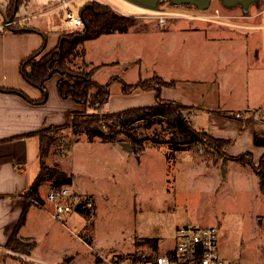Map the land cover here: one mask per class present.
I'll return each instance as SVG.
<instances>
[{
    "label": "rangeland",
    "instance_id": "obj_1",
    "mask_svg": "<svg viewBox=\"0 0 264 264\" xmlns=\"http://www.w3.org/2000/svg\"><path fill=\"white\" fill-rule=\"evenodd\" d=\"M87 1L72 0L70 8L78 14ZM98 1L130 16L153 13L130 0ZM57 4L29 0L22 11L35 16L31 22L44 21L54 32L81 30L67 23ZM7 6V0H0V9ZM213 7H220L223 14L247 16L239 5L226 7L213 0ZM45 8L57 10L36 16ZM157 8L175 14L199 12L195 6L168 1ZM260 10L251 17H174L165 24L138 18L127 32L88 39L84 53L79 52L70 65L76 71L99 66L92 78L101 84L116 76L127 83L155 74L174 79L177 85L163 88L161 97L187 103L183 104L187 123L208 129L207 111L204 114L202 108H222L228 116L238 108H264V0L251 4L248 14ZM156 95V90L142 88L126 94L120 81H112L109 101L99 111L155 104ZM56 129L46 163L72 167L79 186L95 197V209L73 211L60 220L43 209L34 252L27 255L7 248L0 254V264H99L101 255L116 258L136 251L156 255L175 245L182 224L215 225L224 257L234 264H264V183L249 163L226 159L198 140L182 120L162 115L127 127L144 146L138 154L120 141H91L84 134L75 139L71 130ZM120 136L130 142L126 134ZM66 141L70 149L63 157ZM48 189L42 191L45 198ZM149 237L158 239L157 249L146 242Z\"/></svg>",
    "mask_w": 264,
    "mask_h": 264
},
{
    "label": "crops",
    "instance_id": "obj_2",
    "mask_svg": "<svg viewBox=\"0 0 264 264\" xmlns=\"http://www.w3.org/2000/svg\"><path fill=\"white\" fill-rule=\"evenodd\" d=\"M26 3V6L29 5V0ZM23 6L18 12L19 18L14 20V23L20 25L21 29L24 28L23 25H28L35 30L17 31L6 29L0 31V85L22 91L29 97L27 98L16 91L0 90V254H4L5 251L9 250L7 249V243L15 231L17 237L36 239L35 235L41 231L40 227L43 225L42 210L48 208L46 206L47 200L42 196V191L52 185L51 180L44 179L35 192L36 197H32L28 193L41 169L40 138L36 134L21 138L12 137L43 128L65 125L72 118L74 112L84 111L85 109L82 104L77 103L73 98H63L60 95L58 89L60 74H54L46 82L49 92L48 100L45 102L33 101L41 99L43 90L30 84L22 76L20 71L21 62L41 48L42 52L38 56L54 48L63 32L52 31L51 25L48 26L44 21L31 22L35 16L22 11ZM56 8L63 12V8L59 4L56 5ZM57 9L45 8L35 15L52 14ZM261 11L254 15H249L248 12L244 13L247 16L226 12V16L222 18L251 17L258 15ZM2 19H5V17L0 11V20ZM45 45L46 48H43ZM172 102L177 103V101ZM248 108L252 107H243L236 110ZM206 111L209 133L230 140L226 154L239 155L250 151L253 153L254 161H259L264 154V146L255 144V134L264 131V120L257 118L256 121H250L228 116L221 113L222 108L201 109L204 114ZM197 112L198 110L195 109V114ZM50 154L51 151L47 157ZM64 156H67V154H63ZM57 163L61 164L60 162ZM61 168L71 174L79 191L88 193V190L79 186V183L74 179L75 173L73 171L75 170L72 167ZM37 200L43 203L44 206L38 204ZM23 212L25 214L21 220ZM35 247L32 252H34ZM100 257L102 260L106 258L102 255ZM37 259L47 261L43 258Z\"/></svg>",
    "mask_w": 264,
    "mask_h": 264
},
{
    "label": "trees",
    "instance_id": "obj_3",
    "mask_svg": "<svg viewBox=\"0 0 264 264\" xmlns=\"http://www.w3.org/2000/svg\"><path fill=\"white\" fill-rule=\"evenodd\" d=\"M27 1L28 0H10L8 6L5 9H0V11H2L5 19H11L12 21L17 20L19 18L18 12L21 6ZM78 14L83 21L81 30L62 33L58 44L54 48L37 59V56L42 52L41 48L26 57L20 65L22 76L30 84L40 87L43 90L41 99H32L33 101H47L49 92L46 87V82L54 74H60L61 77L58 80L60 95L63 98H73L77 103L86 107L84 111L74 112L71 122L65 125L43 128L31 133L12 137L21 138L36 134L40 138L41 169L28 192L32 197H36L35 192L44 179L51 180V186L54 187L69 184L73 180L71 174L64 171L58 163L53 166L46 163V157L49 155L50 145L53 142L52 139L58 132L56 128L71 130L73 135H75V139L78 135L84 134L91 141L100 138L105 142H119L124 140L120 134H126L128 140L134 145V152L138 154L144 146L139 138L128 131L127 127L129 128L135 121L152 118L157 115H162L169 119L182 120L187 128L192 131L194 135L198 136V140L203 141L208 146L217 150L218 153H221L226 159L242 160L249 163L259 174L261 183H264V154L258 162L254 161L253 153L250 151L239 155L226 154V149L230 144L229 139L216 137L210 134L205 128L196 129L191 124L187 123L184 114L185 106L183 104L166 101L161 97L163 88L176 86V80L174 79L168 80L155 74L150 78L140 80L136 83H127L119 76H116L112 81H120L122 83V91L126 94L133 92L135 88L156 90V103L126 108L120 111L100 113V108L109 101L112 81L101 84L93 80L92 76L94 72L98 70L99 66H94L90 70L83 69L76 71L71 67L70 63L75 56L79 55V52H81V54L84 53V44L88 39L98 38L104 34L116 31L127 32L131 27L137 25L138 18L124 14L111 5L98 0L87 1L80 7ZM23 26L24 28L21 29L20 25L14 23L6 29H14L17 31L35 30L28 25ZM43 48H46V45ZM0 90L16 91L26 96L22 91L6 88L1 85ZM26 97L29 98L28 96ZM91 108H95L96 111L92 113L87 112L88 109ZM103 119H106L105 124H103ZM68 137L69 136H67V138ZM255 144L257 146H264V131L255 134ZM69 149L70 144L66 141L63 147V153L68 154L67 151ZM37 202L40 201L37 200ZM24 214L23 212L21 220L24 218ZM145 240L157 249L158 239L156 237H149ZM35 245L36 241L34 239L17 237L15 231L7 243V248L29 255ZM172 251L173 246L168 248L164 253L171 254ZM153 256L154 254H151L150 257ZM126 259L132 260V263L135 264L139 259V252L136 251L119 257L120 261H125ZM99 262V264H102L103 260L99 259Z\"/></svg>",
    "mask_w": 264,
    "mask_h": 264
},
{
    "label": "built area",
    "instance_id": "obj_4",
    "mask_svg": "<svg viewBox=\"0 0 264 264\" xmlns=\"http://www.w3.org/2000/svg\"><path fill=\"white\" fill-rule=\"evenodd\" d=\"M59 3L63 8L66 21L69 25L83 26L82 18L70 8L72 0H51ZM8 2V0H7ZM153 13L132 15L136 18H156L160 24H165L168 19L174 17L187 18H222L226 16L220 7L199 10V12L174 13L166 9L148 8ZM14 24L11 19L0 20V31ZM236 118L264 120V108H248L234 111ZM46 200L47 208L53 219L60 220L62 216L73 211H85L93 213L95 209V197L90 193H83L77 189L74 181L59 187L50 186ZM44 206L43 203L37 202ZM176 243L171 254H151L139 252V259L135 264H234L220 252L219 229L215 225H191L182 224L177 228ZM120 257V256H119ZM119 257L105 258L102 264H133L132 260L120 261Z\"/></svg>",
    "mask_w": 264,
    "mask_h": 264
},
{
    "label": "water",
    "instance_id": "obj_5",
    "mask_svg": "<svg viewBox=\"0 0 264 264\" xmlns=\"http://www.w3.org/2000/svg\"><path fill=\"white\" fill-rule=\"evenodd\" d=\"M138 5L147 7V8H157L161 1H169L174 5H192L195 6L199 10H207L211 7L213 0H130ZM221 3L226 7H235L241 6L243 11L247 13L250 9L251 4L258 2L259 0H220ZM120 144L134 152V145L128 141H120ZM67 260H70L68 257Z\"/></svg>",
    "mask_w": 264,
    "mask_h": 264
},
{
    "label": "flooded vegetation",
    "instance_id": "obj_6",
    "mask_svg": "<svg viewBox=\"0 0 264 264\" xmlns=\"http://www.w3.org/2000/svg\"><path fill=\"white\" fill-rule=\"evenodd\" d=\"M169 2V1H168ZM10 3V0H8L7 5Z\"/></svg>",
    "mask_w": 264,
    "mask_h": 264
}]
</instances>
